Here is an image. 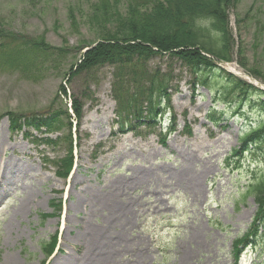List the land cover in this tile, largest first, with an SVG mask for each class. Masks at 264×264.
I'll return each instance as SVG.
<instances>
[{
	"label": "rangeland",
	"instance_id": "1",
	"mask_svg": "<svg viewBox=\"0 0 264 264\" xmlns=\"http://www.w3.org/2000/svg\"><path fill=\"white\" fill-rule=\"evenodd\" d=\"M128 1L120 0V10ZM95 2L0 0L6 29L69 49L53 57L39 53L32 73L24 61L12 66L0 59V138L6 147L0 149V161H12L23 170L9 174L11 191L0 195V264H54L65 254L83 261L85 253L76 251L82 230L76 222L107 237L101 249L109 256L100 264H264V232H258L256 244H243L245 235L254 238L261 225L253 227L258 210L254 198L241 197L255 172H264V144L252 146L241 158L232 156L241 146V134L260 120L259 112L246 105L244 117L227 111L214 126L207 114L214 106L225 110L214 94L227 82L219 75L213 81L211 74L215 93L202 85L195 88L181 63L165 55L148 64L149 71L173 72L163 115L152 125L134 121L132 131L123 134L118 124L121 104L133 90L115 91L112 68L98 69L91 80L83 74L69 83L65 77L85 53H75L80 40L90 46L117 31L116 23L106 29L91 23L89 8ZM72 6L82 23L80 34L70 27ZM239 12V18L230 16L233 61L213 60L264 88V0H242ZM60 87L67 96L53 106ZM72 97L84 106L71 131L62 117V124L48 128L25 125L28 117H51L61 106L69 108ZM139 98L146 109V95ZM138 172L152 175L150 183L137 185L133 176ZM93 193L98 199L77 209L83 196Z\"/></svg>",
	"mask_w": 264,
	"mask_h": 264
},
{
	"label": "trees",
	"instance_id": "2",
	"mask_svg": "<svg viewBox=\"0 0 264 264\" xmlns=\"http://www.w3.org/2000/svg\"><path fill=\"white\" fill-rule=\"evenodd\" d=\"M241 2L242 0H129L120 10V0H98L89 8L88 19L104 29L109 24L116 23L117 31L107 32L90 46L80 40L79 46L74 48L75 53L82 52L86 47L96 46L83 54L65 77L69 83L83 74L91 80L98 69L112 68L115 91L122 92L126 88L133 90L131 96L121 104L123 111L118 124L122 133H125L132 131L129 128L134 121L144 126L156 123L159 116L163 115L160 113L163 100L170 97L168 93L174 83L173 72L162 74L149 71L150 61L167 55L170 60L180 62L189 72L194 80L193 87L202 85L209 88L211 93L214 88L210 86L208 76L212 74V80L216 81L219 75L227 84L221 91L214 92V101L223 103L225 110L218 112L214 106L209 111L207 119L214 126L224 120L227 111L233 116L244 117L242 107L246 105L252 111L259 112L260 120L253 128L241 134V146L232 151V156L241 158L250 152L252 146L264 144V91L227 73L215 62L233 61L235 39L230 16L235 14L239 18ZM250 14L249 12L248 15ZM68 20L73 31L80 34L82 23L73 6L69 7ZM0 41V59L12 66L19 60L24 61L29 73L37 68L36 60L42 55L39 53L53 57L69 51L68 48H52L43 37L29 38L12 32L5 28L1 17ZM4 42H9L12 47L6 48ZM18 45L23 46L24 51ZM238 53L243 58L241 47ZM232 92L235 96L231 98ZM61 95L67 96L66 89L62 87L53 100V106L58 104L57 100L61 99ZM143 95H146V109H142L139 104V97ZM83 106L82 101L72 97L71 109L67 105L61 106L59 111H52L51 117L33 116L26 118L24 122L26 126L41 129L60 124L62 117L68 131H71L74 122L78 124L82 117ZM12 120L17 122L15 118ZM13 129L18 128L13 126ZM72 138L73 134L70 142ZM250 196L258 207L253 227L261 226L257 229L258 236L256 234L255 239L249 232L245 235L244 245L255 244L259 233L264 232V172H255L247 185V191L241 197L246 200Z\"/></svg>",
	"mask_w": 264,
	"mask_h": 264
},
{
	"label": "bare ground",
	"instance_id": "3",
	"mask_svg": "<svg viewBox=\"0 0 264 264\" xmlns=\"http://www.w3.org/2000/svg\"><path fill=\"white\" fill-rule=\"evenodd\" d=\"M3 140L0 138V149L1 147L6 149V147L3 145ZM15 168H19V170H22V167H18L17 165H14L12 161H0V169H1V175H0V195L4 196L8 194V192L11 191L13 181L11 177L9 176L10 173L13 172ZM29 169V168H28ZM24 173V172H22ZM135 176H133V181L137 183V185H142L145 183H150V180L152 178V175L146 174V173H135ZM98 199V195L92 194L91 198L86 197V195L83 196V200L81 204L79 203L77 205V209L79 208L80 205L82 206H88L89 204H92L93 201ZM27 201L25 200V203ZM126 211H129V206L126 203L125 204V214ZM87 220H85V223ZM84 224H81V222H76V226L81 227V231L78 233L76 236L78 242H77V249L76 251H81L83 254L85 253L84 260L79 261L77 258H74L71 256V254H65L63 255L62 259H58L54 262V264H100L98 261L103 260L109 256V253L103 252L101 249V245L103 244V238L106 239L103 234L100 233H91L90 230H86L83 227ZM83 227V228H82ZM86 227H88V224H86ZM108 233V232H107ZM110 238V235L108 236V239ZM107 239V240H108ZM108 245H106L107 247ZM103 249H105L103 247ZM108 259H106L104 262L105 263ZM7 264H18L17 261H11L8 262Z\"/></svg>",
	"mask_w": 264,
	"mask_h": 264
}]
</instances>
